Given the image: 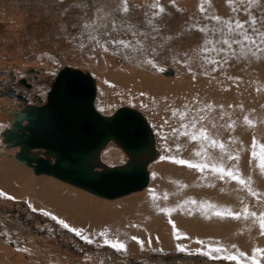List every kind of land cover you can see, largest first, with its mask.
Masks as SVG:
<instances>
[{
	"label": "bare ground",
	"instance_id": "obj_1",
	"mask_svg": "<svg viewBox=\"0 0 264 264\" xmlns=\"http://www.w3.org/2000/svg\"><path fill=\"white\" fill-rule=\"evenodd\" d=\"M97 2L105 13L121 11L124 8V0H100ZM130 4L134 9L129 7L135 10L137 15H141V22L154 28L157 32L156 35L163 39L162 42L150 43L151 51L148 50L150 59L158 56L164 61L178 65L179 68L176 76L172 71L164 74L165 77L174 75L175 78L172 80L158 78L156 73L151 72L152 70H147L146 63L137 62L138 56H136L137 52L134 48L128 51L127 58L129 62L126 61V64H128V67L130 65L129 68L126 64H123L124 67L112 66L115 69L116 76L111 73V81L103 74L100 75L99 90L101 91L99 92L102 94V100L99 107L110 111L115 104L137 102L135 105H139L138 108L141 106L146 109L152 127L143 117L144 115L142 116L136 110L126 107L116 110L125 109L130 112L133 110V113L139 114V117L149 124L154 156L144 166L142 182H145V185L135 191L104 196L96 194L90 186H80L63 180L60 172L64 169L63 166L68 164L72 165L70 173L84 176L82 172L86 170L85 166L90 163V159L78 162L76 161L78 159L77 155L81 156L96 152L97 161L92 164L91 171L99 172L103 176L109 174L110 177L111 174L115 175L113 171L115 169L119 173H125L121 172L122 167H127L126 164L131 158L126 148L121 146L115 139H109L104 144L99 145L88 135L87 131L89 129L85 130L79 126V137L73 135L63 142V147L68 144V152L55 151L51 147L45 150L39 149L43 162L46 164L45 168H48L49 171L35 173L30 166L17 161L14 156L19 152V146L11 148L6 146L5 150H13L10 154L0 149V188L6 191L15 188V192L20 193L17 196H21L28 201L26 205L30 211L32 209V211H38L42 215H45L46 212L49 214L46 217L52 222L56 221L51 218L55 216L58 220L68 224L70 228L80 230L82 236H86L92 241L95 239L97 242L103 243L105 237L101 236L100 233L106 231L107 238L122 241L126 245V251L122 252L126 255L143 253L152 247L156 249L158 248L157 245L168 248L171 246L167 242L169 240L172 241L173 245H182L186 249L197 247L207 251L208 246H213L227 249V253H232L233 250L237 249L232 254H236L238 251L247 254L249 260H245V262L248 264H250L253 250L260 249L262 251L258 253L259 264H264V235L260 232L258 221H254L252 217L233 219L229 217L220 218L214 215L216 211L226 209L240 212L245 205H247L250 212H255L257 215L264 212V175L257 167L259 157L253 159L251 153H249L250 151H247L249 155L246 152L249 158L242 153L245 142L250 135L251 138L249 139L264 135V133L259 134L260 129L264 128V107H262L264 104V94L262 92L264 81L259 76L261 72L255 74L251 70L256 67L263 69V66H261L262 61L258 60L256 56L253 63L256 64L255 67L250 64L251 69L249 68L250 71H248L245 68V56L239 55L236 49L232 52V46L229 48L222 43L223 39L227 38V34L219 29L218 22L215 20L212 22L211 13L215 7L218 11L224 10L225 13L228 7L227 0H209L208 3L204 4L205 11L203 13L199 10L201 0H126V5ZM153 5H156V7L153 8ZM143 8L145 13L140 12ZM160 8L167 12L163 22L165 26L158 21L161 12L155 15ZM148 12L152 14H148ZM253 12L254 10H252L250 17H252V20L255 19L258 26L259 20H263V14L259 11ZM218 14L219 12L215 13V15ZM224 15L218 17L224 19ZM151 17L156 19L158 24L150 23ZM240 19L244 23L249 20L247 16L245 18L240 17ZM261 25L263 28L259 31L264 32V24ZM247 27L252 28V25ZM199 29H204V31ZM257 34L252 29L248 31L250 36H256ZM115 39V41L119 40L117 37ZM206 41L212 43L206 44ZM125 42L129 41L126 40ZM141 42L146 41L141 40ZM242 60H244L242 62L244 64H240ZM111 61H109V64H111ZM182 61H185L184 67L181 64ZM65 68L69 67H64L58 73L56 72L57 77L47 93L46 102L48 98L68 100L71 105L79 102H89L91 107L99 113L94 107L96 98L94 79L87 72L86 82L80 77H61L58 79L59 73L65 71ZM30 73L35 72L31 71ZM106 75L109 76L110 74L107 73ZM3 77H0V80H3ZM246 77L249 82L252 80L253 85L259 89L254 92V89L248 86L249 82L246 81ZM114 84L117 87H114ZM125 88L132 92L124 91ZM113 90L118 91L113 92ZM17 100L21 101L22 98L17 97ZM7 103L6 99L0 100V120L8 123L6 129L11 126L15 113L22 110L16 109L21 106L19 104L11 109L10 106L6 105ZM13 104L12 106H14ZM38 104L41 106L46 103L42 104L41 99H38ZM21 114L24 113L21 112ZM100 115L106 118L112 116ZM128 115L126 114V117ZM245 116L254 122V126L250 127L244 123ZM193 121L196 122L197 129L204 127L207 130L209 140L216 139L219 144L224 145L223 153L219 148V144L213 148L199 137L195 141L191 139L193 131L191 123ZM26 122V120H23L24 124ZM182 124L188 125V128H182ZM229 125H233V127H229ZM0 126H2L1 122ZM83 129L86 131L85 134L82 131ZM186 130L189 135H181ZM3 131L4 127L0 132L1 140ZM254 134H257L255 138L252 136ZM1 140L0 144L2 143ZM110 144H115L123 154V156L121 155V163H117V159L120 157L119 152ZM160 149L162 150L160 151ZM36 151V149H33V152ZM42 151L46 155L41 153ZM197 151L201 153L200 156L195 155ZM62 153L67 155L60 156ZM236 153H239V160L228 159V154L235 155ZM159 158L160 161L156 162ZM171 158L203 163L209 166L216 164L226 168H238L243 178L251 179V188L258 195H249L247 190L240 188L235 181H230L227 177L220 179L218 174H213L208 168L201 172L195 168L190 169L186 165L176 164ZM102 160L111 165L106 166ZM15 162L28 168L34 178H28L29 173L26 172L29 171L26 169V172H24L22 166L19 167ZM133 170H128L125 177L126 175L133 176L136 173L135 171L132 173ZM50 177L57 181L51 180ZM124 182H126V179H124ZM67 184L72 187L67 186ZM144 188L146 191L141 195L138 194L139 196L125 198L126 200L114 203L107 201L141 192ZM77 189L85 192H79ZM86 192L99 199L88 196L89 194L86 195ZM192 201H195V203H192ZM208 205H214L215 207H208ZM162 209L168 211H162ZM173 225H175L177 233L182 238H174ZM0 235L11 242L13 240L16 249L26 254L27 260L23 264H62L58 254V256L49 255L50 253L47 254V252L33 250L30 242L17 236L6 225L0 228ZM132 237H137L140 241H143V250L140 244L131 239ZM195 241H203L204 243L198 244ZM2 245H4L3 239L0 240V250L3 248ZM9 249L6 250L12 251ZM215 254L213 253V255ZM107 256L111 257V264H118L111 253H108ZM147 261L149 263V260ZM6 262L1 261L0 264H8ZM124 263L128 264V262ZM163 263L178 264L177 262ZM64 264H70V262L66 261ZM149 264L162 263L157 261Z\"/></svg>",
	"mask_w": 264,
	"mask_h": 264
},
{
	"label": "rangeland",
	"instance_id": "obj_2",
	"mask_svg": "<svg viewBox=\"0 0 264 264\" xmlns=\"http://www.w3.org/2000/svg\"><path fill=\"white\" fill-rule=\"evenodd\" d=\"M97 1L100 0H0V77L4 76L3 80H0V82L3 81L8 83L11 81L9 74L13 75L15 79L27 77L34 79V81L31 82V86L29 88V100L27 101V105L40 106L38 104V99H41L42 104L46 103L47 93L50 91L52 84L57 77V73L62 68L69 67L71 69H78L82 72H87L95 81L96 98L94 101V107L100 114H104V116H111L117 109L126 107L138 111L142 116L144 115L143 117H145L146 121L149 122L150 126L152 127L147 117L148 114L146 113V109L141 106L138 108L139 105H135L137 102L131 104H115L114 107L110 109V111L99 107V103L102 100V94L99 92L101 91L99 90L100 75L103 74L108 78V80L111 81V75L114 73L113 76H116L115 69L112 66L115 65L118 67H124L126 61L127 63L129 62L127 58L129 55L128 51L134 48H136V56H138L139 59H137V62L141 64H143V62L144 64L146 63L147 70H152L151 72L156 73L158 78H167L172 80L179 71L178 65H173L168 61H164L158 56L150 59V43L152 42L154 44L156 41L162 42L163 39H160V37L156 35L157 32L154 28L141 22V15H137L131 4L127 5L126 12L123 11L122 8L121 11L105 13L104 10L100 8V4ZM243 1L244 0H233L231 7L228 5L225 10L226 14L224 13V10L218 11V9L215 7L211 13V17L225 14L224 19L223 17L220 18L221 21H229L234 23L235 21H242L240 17L245 18L247 16L249 19L248 22L244 23L242 21L241 23L244 24V28L248 33V31L252 29L247 27L251 25L249 22L250 18L252 19L250 14H252V10H254L253 13L259 11V13L263 14V20H259L258 26L254 18L253 20L255 21L256 29L258 27V30H260L263 28L261 24H264V0H260V2L259 0H255V3L251 5H249L248 0H245L244 2ZM129 6L133 9H131ZM216 10L219 12L218 15H215V13H218ZM140 12L145 13L144 8ZM156 13L157 14L155 15H158L160 14V11H157ZM166 13V11L161 12L158 19V21L161 22L163 26H165L163 22ZM148 14L152 13L148 12ZM148 14L146 13L147 16ZM211 20L212 22L214 21L213 19ZM150 23L158 24L157 20L153 19L152 17L150 18ZM219 29L223 32H226L227 38L230 36L223 23H219ZM115 37L119 39L118 41H123L127 47H124V44L111 43V41L116 40ZM126 40L129 42L126 43ZM141 40H145L146 42H141ZM239 48L240 45L233 44L232 52H234V49H236L238 54L241 55ZM245 54V68L248 71H250V64L255 67L256 64L253 63L255 62L254 58L256 56L259 57L258 60L262 61L261 66H263V69H260L259 67L250 69L255 74L261 72L259 76L261 79L263 78L262 80L264 81V53L258 52L256 56H252L251 53L247 52V49H245ZM109 61H111V64H109ZM148 61H151V63H148ZM182 62L181 64L184 67L185 61ZM237 62L238 61L236 60V63ZM240 62V64H244L242 63L244 60ZM126 65L128 67V64ZM110 68L112 70H109ZM31 71L36 73V78L29 74ZM169 71H172L175 76L173 75L170 77H165L164 72L166 73ZM107 73L110 75L107 76ZM246 81L249 82L247 77ZM115 86L116 84H114V87ZM248 86L253 88L254 92L256 89H259L253 85L252 80L249 82ZM18 87L19 85L17 84L16 86H7V84L4 83L1 84V89L4 92L13 88L14 90L18 89ZM118 89L120 88L118 87ZM116 91L113 90V92ZM124 91L132 92L128 88H125ZM262 92L264 94L263 89ZM5 95L2 96L0 100L6 99L8 102L6 105L10 106L11 109L15 107L16 104L21 105L20 107L16 108L18 110H21L26 105L20 104L17 100V96L12 99L8 94ZM129 95L131 96V94ZM11 103H14V106H12ZM262 107H264V104ZM0 122L2 125L0 126L1 132L3 127L6 129L8 123L2 122L1 120ZM260 133H264V128L260 129L259 134ZM252 136L255 138L257 134ZM249 138H251V135L248 137V140L245 142V145L242 149L243 155L247 156L248 158L249 153L252 152L253 145V139ZM1 141L2 143L0 146L3 145L0 147L1 150L9 154L13 152V150H5L6 145L5 142H3V138ZM255 141L257 157H259L261 146L264 145V135H258V137L255 138ZM110 145L119 152L120 157L117 159V163H121V157L123 154L121 153L120 149H118L115 144ZM245 149L248 150L245 151ZM161 150L162 149H160V151ZM163 151L165 152V150ZM247 151L250 152L248 153ZM246 152L248 155H246ZM102 161L104 164H106V166L111 165L104 160ZM158 161H160V158L156 162ZM15 163H17L19 167L22 166L18 162ZM21 168L24 169V172H26L25 170L27 169V171H29L26 172L27 174L31 173L30 175L28 174V178H34V175L28 168L24 166ZM50 178L53 181H57L52 177ZM67 186L72 187L68 184ZM146 189L144 191L142 190L141 192H135L121 198L107 201L114 203L129 199L130 197L139 196L144 193ZM77 190L79 192L82 191V193L85 192L80 189ZM7 191L0 188V192L6 194L0 198V228L5 225L11 228L17 236L21 238L23 237V239H26L28 242H30L32 244L33 250L36 249L42 252H47V254L50 253L49 255H59L62 264H64L66 261L70 262V264H111L112 260L110 256H107L108 253L113 255L114 259L117 260L116 263L118 264H126L124 262H128V264H149L151 262L157 261L161 262L162 264H165L163 262H177L178 264H236L235 260L229 261L226 259H210L208 256L200 254H189L196 253L197 250L205 251L203 248L199 249L197 247H188V249L185 248V251L183 252L178 251L175 249L177 246L175 244L173 245L172 241L169 240L167 242L171 246L168 248H163L160 245H157L156 247L158 248L156 249L152 247L148 248L143 253L140 252L139 254L136 253L130 255H126L125 253L124 255L122 252H118L113 248L104 245V243L97 242L95 239L91 244H89L85 242V240H83L80 236H76L73 232L63 228L56 221L52 222L48 217H46V215H42L38 211L34 212L32 209L30 211L26 205V202L28 201L21 196H17L20 193L15 192V188H13V190ZM9 192L13 194H10ZM85 194L88 195L89 193L86 192ZM7 196H11L13 199H7ZM88 196H91L95 199L97 198L91 194ZM2 239L4 245H2L3 248L0 250V262H6V260H8L6 262L8 264H23V262L27 260L25 257L26 254L23 251L20 252V250L16 249L17 247H15L16 244L13 242V240L11 242L6 238L4 239L3 235H0V240ZM180 246L184 247L182 245ZM6 249L12 251H7ZM236 251L237 249L233 250L232 253ZM18 252L19 255L17 256ZM119 253H121L123 256ZM67 258L70 259L67 260ZM63 259L66 261L64 262ZM102 259L104 260L101 263ZM147 260H149V263ZM241 260L243 264H248L243 258H241Z\"/></svg>",
	"mask_w": 264,
	"mask_h": 264
},
{
	"label": "water",
	"instance_id": "obj_3",
	"mask_svg": "<svg viewBox=\"0 0 264 264\" xmlns=\"http://www.w3.org/2000/svg\"><path fill=\"white\" fill-rule=\"evenodd\" d=\"M85 76H88L86 72L65 68V71L59 73L58 79L80 77L86 82ZM21 112L24 114L22 115ZM21 112L15 113L11 126L2 132L3 142L6 143L7 148L19 146V152L14 158L30 166L35 173L49 171L45 168L46 164L43 162L39 149L45 150L51 147L55 151L68 152V144L63 147V142L73 135L79 137L78 127L80 126L85 130L89 129L88 135L99 145L109 139H115L126 148L131 158L126 164L127 167H122L121 172L126 173L134 169L131 172L136 173L133 176L126 175L129 177L126 178L125 173H119L116 169L113 170L115 175L111 174V177L109 174L103 176L99 172H92L91 167L97 161V153L91 152L86 155H77L78 162L90 159V163L85 166L86 170L82 172L84 176L70 173L72 165L68 164L63 166L64 169L60 172L63 180L80 186H90L96 194L104 196L135 191L145 185V182H142L144 166L154 156L151 145L152 135L148 124L139 117V114L133 113V110L130 112L120 109L106 118L97 113L89 102L71 105L68 100L48 98L45 105H25ZM126 114L129 115L126 117ZM23 120L27 122L24 124ZM84 129L82 131L85 134ZM33 149L37 151L33 152ZM41 153L46 155L44 151ZM66 155L62 153L60 156ZM124 179L126 182L123 183Z\"/></svg>",
	"mask_w": 264,
	"mask_h": 264
},
{
	"label": "snow or ice",
	"instance_id": "obj_4",
	"mask_svg": "<svg viewBox=\"0 0 264 264\" xmlns=\"http://www.w3.org/2000/svg\"><path fill=\"white\" fill-rule=\"evenodd\" d=\"M209 0H201V5L199 6V10L201 13L205 11L204 9V4L208 3ZM233 0H227L228 5L231 7ZM249 5L255 3V0H248ZM152 7H156V5H153ZM235 10V9H233ZM123 11H127V5H126V0H124V8ZM160 12H163V8L159 9ZM211 19L215 20L218 23H223L224 26L227 28L228 33L230 36L228 38L223 39L222 43L226 45L227 47L231 48L233 44L240 45V54L243 56L245 55V49H247V52L251 53L252 56H256L257 53H264V32H260L258 29L255 28V21L250 18V24L252 25V30L253 32L258 33L256 36H250L248 35L247 31L244 28V24L241 23L240 21H235L234 23L229 22V21H221L220 17L218 16H213ZM201 31H204V29H199ZM111 43L114 44H124L123 41H111ZM207 43H212L211 41H206ZM124 47H127L126 44H124ZM207 51V49H205ZM257 59L259 57L257 56ZM148 63H151V61H148ZM209 108L211 107L210 105L208 106ZM175 115V113H173ZM183 118V115H182ZM244 123L248 126H254V122L249 120L247 116L244 117ZM182 128L187 129L188 125H181ZM229 127H233V125H229ZM191 128L193 129L191 133V139L193 141L197 140L198 137L202 141L209 143L211 147L215 148L217 144H219V141L216 139H211L209 140V136L207 135V130L204 127H200L199 129L196 128V122L193 121L191 123ZM175 131V130H174ZM181 135H189V132L186 130L181 133ZM219 148L221 152L223 153L224 150V145L219 144ZM196 156H200L201 153L197 151L195 153ZM251 156L253 159H257V151H256V141L253 139V145H252V152ZM172 161L176 164L179 165H186L188 168L192 169L195 168L201 172H203L206 168L210 170L213 174H218L220 179H225L226 177L230 181H235V183L243 189H246L249 195L251 196H257L258 193L253 191L251 188V179H245L243 178L240 173L238 168H226L223 166H218L216 164L212 165H206L203 163H193L190 161H186L183 159H176V158H171ZM228 159L232 160H239V153H236L235 155L228 154ZM257 167L260 168L261 174L264 175V145L261 146V152L259 156V163L257 164ZM5 196L3 192H0V197ZM7 199H13L11 196H7ZM192 203H195V201H192ZM208 207H215L214 205H208ZM162 211H168L167 209H162ZM45 215H49L48 213H44ZM214 215L220 217V218H233V219H240L243 217L244 219H248L249 217H252L254 221H258L260 232L262 235H264V212H261L259 215L255 212H250L248 210L247 205H245L240 212H233L230 209H226L224 211H216ZM53 220H56L58 224H60L63 228L67 229L70 232H73L76 236H80L85 242L91 244L93 241L89 239L86 236H82L81 231L78 229L70 228L68 224H66L62 220H58L55 216L51 217ZM101 236L105 237L104 239V245L109 246L113 248L114 250L118 252H123L126 251V245L119 240H112L107 238V232H101ZM173 235L174 238L180 239L182 238L176 231L175 225H173ZM186 238V237H185ZM131 239L135 240L138 244H140L141 249L143 250V241H140L137 237H132ZM198 244H203V241H195ZM149 243H151L149 241ZM234 247V246H233ZM178 251H185L184 247L177 246ZM262 250L260 249H254L252 257L250 258V264H259V258H258V253H260ZM213 253H216V256H213ZM227 249H224L222 247H213V246H208L207 251H201L197 250L196 253H189V254H200L204 256H208L210 259L215 258V259H226L229 261L235 260L236 264H243L241 258H244V260H249V257L247 254L243 252H237L236 254H226Z\"/></svg>",
	"mask_w": 264,
	"mask_h": 264
},
{
	"label": "flooded vegetation",
	"instance_id": "obj_5",
	"mask_svg": "<svg viewBox=\"0 0 264 264\" xmlns=\"http://www.w3.org/2000/svg\"><path fill=\"white\" fill-rule=\"evenodd\" d=\"M29 74L32 75V76H34V78L37 77L36 73H33V74L32 73H29ZM9 77L11 78V81H9L8 83L3 82V81L0 82V98L2 96H4L5 94H8L9 97L11 96L10 98H12V99H14L17 96V97L22 98L21 101H18L20 104H26L27 105L28 104L27 101L29 100V98H28L29 90H30L29 88L31 86V82H33L34 79L29 78V77L15 79L14 76L11 75V74H9ZM3 83L4 84H7V86H16V84H17V85H19V87H18V89H15L14 90V88H13V89H11L9 91H5L4 92L1 89V84H3ZM20 91H22V92H20Z\"/></svg>",
	"mask_w": 264,
	"mask_h": 264
}]
</instances>
